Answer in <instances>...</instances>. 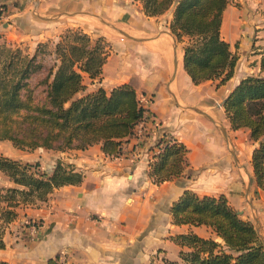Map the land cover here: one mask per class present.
Instances as JSON below:
<instances>
[{"label": "crops", "instance_id": "obj_1", "mask_svg": "<svg viewBox=\"0 0 264 264\" xmlns=\"http://www.w3.org/2000/svg\"><path fill=\"white\" fill-rule=\"evenodd\" d=\"M172 9L147 16L140 0H0V37L14 41L39 42L67 28L92 32L96 24L91 17L120 28L126 35H109L99 78L83 74V83L91 86L88 90L100 86L106 92L129 83L156 122L147 123L142 140L131 137L115 157L104 154L99 144L5 154L36 161L46 172L59 160L81 180L53 188L46 201L21 205V215L3 227L0 261L48 264L53 259L57 264L59 253L65 252L68 264H154V259L166 264L178 260L177 235L191 232L221 242L206 226L173 223L170 207L184 190L224 196L242 220L253 224L264 246V191L252 180L250 162L256 143L246 129L229 127L222 106L241 78L259 71L264 0H232L222 11L219 34L236 61L232 75L218 86L215 80L193 84L183 71V41L176 42L168 29ZM102 34L95 30L93 37ZM241 132L249 143L244 150ZM170 140L185 146L188 165L179 176L154 184L149 164L158 147ZM0 182V189L17 186L1 174ZM171 244L177 248L175 259L168 257Z\"/></svg>", "mask_w": 264, "mask_h": 264}, {"label": "trees", "instance_id": "obj_2", "mask_svg": "<svg viewBox=\"0 0 264 264\" xmlns=\"http://www.w3.org/2000/svg\"><path fill=\"white\" fill-rule=\"evenodd\" d=\"M143 13L155 16L173 5L168 29L182 45V69L193 84L218 78L223 84L233 73L236 57L219 34L221 14L232 0H140ZM186 39V41H185ZM100 38L67 28L54 43L49 66L36 54L18 59L11 52L0 57V140L19 149L53 151L85 149L99 144L111 157L120 154L146 110L129 83L106 92L87 90L83 74L98 79L108 55ZM258 75L241 78L222 102L229 127L248 131L255 144L250 162L252 180L264 191V50ZM36 76L34 83L29 80ZM258 142V143H257ZM160 144L158 141L157 145ZM185 146L175 140L163 144L149 164L154 184L179 176L187 167ZM0 156V171L19 187L0 189V247L4 224L16 216L18 197L35 194L44 200L53 188L77 185L81 175L56 160L49 172L29 171V164ZM7 171V172H6ZM22 198V197H21ZM174 224L203 225L215 237L194 233L174 237L178 261L166 264H264V246L253 224L242 220L224 196H198L184 190L170 207ZM0 264H8L0 261ZM48 264H55L53 259Z\"/></svg>", "mask_w": 264, "mask_h": 264}, {"label": "rangeland", "instance_id": "obj_3", "mask_svg": "<svg viewBox=\"0 0 264 264\" xmlns=\"http://www.w3.org/2000/svg\"><path fill=\"white\" fill-rule=\"evenodd\" d=\"M81 19L80 17H77V20ZM83 19H85L83 17ZM91 21H93L96 25L95 27H93L92 29V32L95 33V30H101L103 31V34L100 35V36H97V37H93V33L88 31L86 33L87 35H89L91 41H93L94 39L96 38H100V43H102V45L104 44L108 52V50H110L109 48V43L110 41L108 40L109 35H112V36H116V37H119V38H122L123 37V34L120 33L121 29L120 28H117L116 26H111L109 25L108 23H106L105 21L101 20L100 18H97V17H91V19H89ZM78 31H82L80 28L77 27ZM65 31V29H62L60 31H58L54 37H51V38H46V39H43L42 41H39V42H36V41H28V40H25V41H14V40H10V39H7L5 36H1L0 37V57L1 58H4L5 55H7V53L11 52L12 54H14L15 56L18 57V59H24V58H27L29 56H32L33 54H36V62L38 63L39 60L41 62L42 65L44 66H49L52 62V59H53V49H54V43L57 42L58 40V36L61 35L63 32ZM83 32V31H82ZM89 33V34H88ZM108 40V41H107ZM186 41V39H185ZM184 44V41L182 43V45ZM111 45V44H110ZM112 49V48H111ZM109 53V52H108ZM232 54V52H231ZM254 62L251 61L250 64H253ZM260 74L259 71L258 72H254L252 73V75H258ZM36 76L32 77L29 81L31 83H34L36 78ZM212 81L215 80V84L218 86V78L216 79H211ZM88 89H91V86H87V90ZM219 104V102H216L215 105ZM241 129V128H240ZM243 129V128H242ZM243 132H241L238 137L241 139V147L242 149H246L248 146V141H246V139L243 138V135H242ZM13 149H17V150H21L23 151L25 154L27 152H32L34 154H37V153H40L42 152L41 150L36 149V151H33L34 149H19V148H16V147H13L11 145V143L7 140H0V156L2 157H6L7 159H12V160H19V159H15V158H12V157H9V156H6L5 154H10V152L13 150ZM229 150L230 152L232 153L233 151V148H232V144L229 142ZM51 151V150H50ZM3 153V155H2ZM21 163V165L23 164H29L31 167L29 168V171L31 172H36L38 174H40V170L39 169V164L38 162L36 161H23V160H19ZM245 158H243L242 160V166L243 168H241V172L244 176V173H245ZM1 173V176H2V180L5 178H8V176L5 174V172L3 173L2 171H0ZM7 172V171H6ZM191 174L192 171H191ZM195 176V173L193 174ZM9 179V178H8ZM10 180V179H9ZM11 181V180H10ZM1 183V182H0ZM16 185V184H15ZM19 185L15 186V187H18ZM21 188V187H19ZM47 196L48 194L46 195L45 199L44 200H40L38 199L35 194H32V195H29L28 197H25L26 199H23L24 196H21V197H18V199L20 200L18 205L14 208L15 212H16V216L14 217L13 220H15L18 216H20V206L21 205H26V204H34L35 202H41V201H46L47 199ZM12 220V221H13ZM25 224H28V225H31L30 222H26ZM5 226V224H4ZM168 251V257L170 259H175L176 258V254H177V248L174 244H171L169 246V248L167 249ZM65 253V252H64ZM66 257V255H65ZM163 257V256H162ZM161 257V258H162ZM179 260V259H178ZM177 260V261H178ZM154 261V264H161L160 261H162V259H160L159 262H157L156 259L153 260ZM67 262V261H66Z\"/></svg>", "mask_w": 264, "mask_h": 264}, {"label": "built area", "instance_id": "obj_4", "mask_svg": "<svg viewBox=\"0 0 264 264\" xmlns=\"http://www.w3.org/2000/svg\"><path fill=\"white\" fill-rule=\"evenodd\" d=\"M138 98H139V102L143 105L144 98L142 96H140ZM147 123L151 124L153 126H154V124H156L154 118L148 113L147 110H144L142 113L141 119L138 121V123L133 128V134L131 136L137 142H140L142 140V138L146 135V130H147L146 124ZM162 146H163V144L158 147L156 154H158L160 152ZM57 264H68L66 262V257H65L64 252L59 253V255L57 257Z\"/></svg>", "mask_w": 264, "mask_h": 264}, {"label": "water", "instance_id": "obj_5", "mask_svg": "<svg viewBox=\"0 0 264 264\" xmlns=\"http://www.w3.org/2000/svg\"><path fill=\"white\" fill-rule=\"evenodd\" d=\"M120 33H122L123 35H126L123 31H120ZM257 143H258V142H257ZM256 233H257V232H256ZM219 239H220V238H219ZM219 239H218V240H219ZM220 240H221V239H220Z\"/></svg>", "mask_w": 264, "mask_h": 264}]
</instances>
